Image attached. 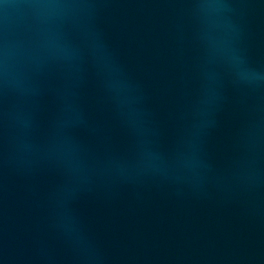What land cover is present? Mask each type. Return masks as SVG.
I'll return each mask as SVG.
<instances>
[{"label":"water","instance_id":"1","mask_svg":"<svg viewBox=\"0 0 264 264\" xmlns=\"http://www.w3.org/2000/svg\"><path fill=\"white\" fill-rule=\"evenodd\" d=\"M0 264H264V0H0Z\"/></svg>","mask_w":264,"mask_h":264}]
</instances>
